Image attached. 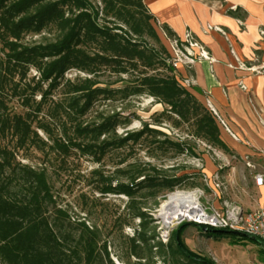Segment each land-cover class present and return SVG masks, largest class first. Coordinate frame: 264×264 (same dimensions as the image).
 Masks as SVG:
<instances>
[{"label": "trees", "instance_id": "obj_1", "mask_svg": "<svg viewBox=\"0 0 264 264\" xmlns=\"http://www.w3.org/2000/svg\"><path fill=\"white\" fill-rule=\"evenodd\" d=\"M98 1L102 5L100 10L91 0H0V134L11 132L20 145L30 142L48 146L33 130L29 114H9L2 96L6 86L12 88L14 97L18 96L20 82L32 69L36 73L32 79L35 82L30 98L24 100L26 107L38 98L35 104L39 112L54 91L64 89L62 101L54 105L60 106L66 117L61 137L53 138L44 122L36 124V129L47 136L50 149L55 148L65 156L76 152L102 163L111 149L141 144L149 136L153 138L152 144L164 151L172 150L176 156L187 151L185 144L170 140L147 122H143L140 130L118 134V128L126 129L131 124V116H123L124 109L99 110L102 103L142 96H149L164 107L157 117L166 116L174 127L187 124L195 137L230 153L215 118L187 89L172 66L171 52L161 43L142 1ZM48 29L56 32L53 40L23 44L27 35H41ZM161 30L166 37L177 40L167 27ZM143 37L153 40L158 48L147 46ZM71 70L83 77L74 81L65 79ZM106 73L116 80L100 82L99 77ZM155 121L154 126L162 123ZM127 160L123 158L113 176L96 189L101 195L125 196L124 208L131 213L132 221L138 220L129 238V256L137 260L133 264L142 261L155 264L154 249H159L158 256L164 264H168L167 260L172 264H216L211 258L189 250L182 238L186 225L172 231L166 243L155 242L156 227L150 228L154 219L145 205L137 202L138 197L148 196L157 206V198L173 192L187 176H163L164 171L150 163H127ZM2 164V172L11 167L8 162ZM19 168L26 188L24 195L19 198L9 195L11 179L6 184L0 183V263L114 264L107 244H100L96 227L85 222H68L69 229H65L66 213L59 208H55L52 217L47 215L50 186L45 173L24 165ZM197 227L201 232L202 226ZM218 231L262 245L257 238Z\"/></svg>", "mask_w": 264, "mask_h": 264}, {"label": "rangeland", "instance_id": "obj_2", "mask_svg": "<svg viewBox=\"0 0 264 264\" xmlns=\"http://www.w3.org/2000/svg\"><path fill=\"white\" fill-rule=\"evenodd\" d=\"M91 1L100 10L102 5L99 1ZM55 35V31L48 29L41 35H27L23 44L50 41L55 38ZM142 41L149 47L158 48L153 40L147 37H143ZM161 43L163 44L162 41ZM35 75L36 73L32 69L27 73L20 82L18 96H13L12 88L9 86H6L2 92L9 114H29V119L33 122V130L37 132L39 138L48 144V146H36L28 142L25 145H20L17 137L11 132L0 134V162L3 163L2 165H6V162L11 164L10 168H6L3 172L0 171V183L6 184L8 180H12L8 186L10 196L19 198L25 193L26 188L20 177V165L27 166L35 172H44L50 186L48 204L45 207L47 215L52 217L55 208H59L66 213L63 223L65 229H69L70 223L76 222H85L89 227H96L100 234V244H107L112 262L114 264H133L137 260L135 257L129 256V238L132 237L133 228L138 220L132 221L131 213L124 208L127 201L125 196L101 195L96 188L113 176L114 169L118 167L123 158H128L127 163H150L152 166L162 169L163 176H187L173 192H165L163 197L159 196L157 206H154V201L148 196L137 198V202L144 204L147 213L154 219L150 228L156 227L155 242H162L166 233L169 236L178 227L186 225L182 238L192 252L209 257L216 264H264V249L253 241L220 233L205 235L198 230V225L195 226L192 222H187L184 219L174 221L168 227H164L162 221L157 217L161 205L169 195L175 192L194 193L197 201L208 211H222L225 204L233 203L241 205L246 211L256 208L261 195L257 192L259 189L253 185V176L258 172L264 173L263 161L254 155L240 156L233 149H230V153L222 152L204 140L195 137L193 129L187 124L174 127L172 122L166 119V116L157 117L164 107L149 96L127 99L126 101L118 100L113 104L102 103L99 110L103 109L108 112L124 109L122 114L129 118L131 116V124L126 129L118 128V134L140 130L143 122H147L170 140L185 144L187 151L183 154L176 156L172 150L164 151L158 148L152 144L153 138L149 136L141 144H128L122 148L111 149L102 163H95L91 158L76 152L65 156L55 148L50 149L51 142L47 136L36 129V124L44 122L49 126L53 138L61 137V129L65 124L66 117L63 109L60 106L56 108L54 105L56 102L62 101L64 89L59 87L54 91L39 112L36 111L35 104L38 98H34L35 102H31L30 106L26 107L24 100L31 96V89L35 82L32 79ZM78 77H83V75L74 70L68 71L65 75V79L71 81ZM17 78L15 76L14 81ZM98 80L104 83H113L116 77L106 73ZM92 116L91 113L89 117ZM155 120H160L161 125L154 126ZM229 125L231 134L235 138L220 130L221 139L226 144L228 140H232L241 146H249L253 149L249 141L241 135L242 130H239L240 133L231 124ZM158 251L159 249L153 250L155 253L153 260L155 264H164L161 257L158 256ZM167 262L172 264L170 260ZM141 264H146V262L142 261Z\"/></svg>", "mask_w": 264, "mask_h": 264}, {"label": "crops", "instance_id": "obj_3", "mask_svg": "<svg viewBox=\"0 0 264 264\" xmlns=\"http://www.w3.org/2000/svg\"><path fill=\"white\" fill-rule=\"evenodd\" d=\"M141 1L168 51L170 38L163 34V26L178 41L189 32L214 58L215 62L203 60L190 68L180 67L178 74L189 80L187 89L198 101L204 105L210 100L229 130V124L242 130L241 135L253 146L228 140V148L264 162V40L259 36L264 27V0ZM230 50L246 68L237 67ZM255 188L261 195L257 206L264 205V187Z\"/></svg>", "mask_w": 264, "mask_h": 264}, {"label": "built area", "instance_id": "obj_4", "mask_svg": "<svg viewBox=\"0 0 264 264\" xmlns=\"http://www.w3.org/2000/svg\"><path fill=\"white\" fill-rule=\"evenodd\" d=\"M213 30L220 31L218 28H213ZM163 34L165 35L164 32ZM259 36L260 39L264 40V27L259 30ZM170 47L171 64L177 72L180 67L190 68L197 61L207 60L209 62H215L214 58L206 52L202 45L196 41L189 32L184 35L182 41L170 39ZM230 54L234 59H236L232 50H230ZM236 63L237 67L246 68L245 65L237 59ZM183 83L187 87L190 82L186 78L185 80L183 79ZM241 88L245 89L243 85H241ZM204 107L215 118L220 130H224L235 138L210 100H206ZM253 184L257 188L264 187V173H256L253 176ZM192 210L193 211L190 213L189 217L181 218V220L184 219L187 222H192L195 225L207 227L209 229L228 230L245 236L257 238L264 245V205H261L256 209L246 211L241 205L233 203L225 204L222 211H208L200 204V202L197 201L194 209ZM167 240L168 236L166 233L164 238H162V242L166 243Z\"/></svg>", "mask_w": 264, "mask_h": 264}, {"label": "bare ground", "instance_id": "obj_5", "mask_svg": "<svg viewBox=\"0 0 264 264\" xmlns=\"http://www.w3.org/2000/svg\"><path fill=\"white\" fill-rule=\"evenodd\" d=\"M196 203L197 197L194 193L175 192L161 205L157 217L164 227H168L174 221L189 217Z\"/></svg>", "mask_w": 264, "mask_h": 264}, {"label": "water", "instance_id": "obj_6", "mask_svg": "<svg viewBox=\"0 0 264 264\" xmlns=\"http://www.w3.org/2000/svg\"><path fill=\"white\" fill-rule=\"evenodd\" d=\"M201 232L202 233H208V232H210V233H220V231H218V230H215V229H209V228H207V227H202V229H201ZM235 234H237V233H235ZM264 246V245H263Z\"/></svg>", "mask_w": 264, "mask_h": 264}]
</instances>
